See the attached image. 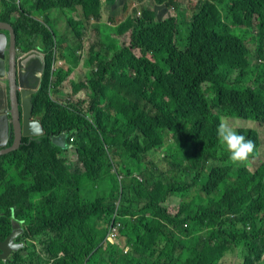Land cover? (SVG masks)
I'll use <instances>...</instances> for the list:
<instances>
[{
    "label": "trees",
    "instance_id": "obj_1",
    "mask_svg": "<svg viewBox=\"0 0 264 264\" xmlns=\"http://www.w3.org/2000/svg\"><path fill=\"white\" fill-rule=\"evenodd\" d=\"M194 1L154 0L174 9L163 16L129 0H0L17 48L45 57L31 98L44 132L0 155V241L17 220L23 242L0 264H264V132L234 128L255 144L242 164L217 136L221 117L264 123V0ZM86 23L98 39L82 62ZM68 79L80 99L53 96Z\"/></svg>",
    "mask_w": 264,
    "mask_h": 264
},
{
    "label": "water",
    "instance_id": "obj_2",
    "mask_svg": "<svg viewBox=\"0 0 264 264\" xmlns=\"http://www.w3.org/2000/svg\"><path fill=\"white\" fill-rule=\"evenodd\" d=\"M44 60L38 48L21 52L11 24L0 21V155L17 149L23 137L33 138L44 132L40 121L31 117V98L40 85ZM66 138L62 132L52 136L51 141L63 148ZM21 230L20 223L13 220L12 231L0 241L1 258L23 246V242L14 240Z\"/></svg>",
    "mask_w": 264,
    "mask_h": 264
},
{
    "label": "rangeland",
    "instance_id": "obj_3",
    "mask_svg": "<svg viewBox=\"0 0 264 264\" xmlns=\"http://www.w3.org/2000/svg\"><path fill=\"white\" fill-rule=\"evenodd\" d=\"M182 2L185 4V6H192L194 4V0H177V2ZM130 4H128V8L131 5V3L133 2V8L134 10L131 12V14H133L136 10H140L142 6H149L152 7L153 10L156 11V13L158 15H172L174 14V9L171 10V7L168 6H156L154 5V0H129ZM120 8H121V4L117 5L115 7V9L113 10V12L115 14H119L120 12ZM128 8L126 11H124L123 15H125L126 13H128ZM72 15L74 16V18H79L81 17V13H80V8L76 9ZM92 22V21H90ZM92 23H86V33H85V37H83V46H84V51H82L83 55H82V59L81 61L83 62V58H85L86 56V51L88 50L89 46H91L94 42L97 41V36H98V32L96 31V29L93 27V25H91ZM66 24L65 21L61 20L60 22H58V30L61 31L65 28ZM68 31H69V27H67ZM68 36H69V40L71 38L70 33L68 32ZM121 41H128V33L125 35H122L119 37ZM81 75V78H84V74L86 75L87 73L84 71V69L81 67V64H79V66L77 68H75V71H73L70 74V79L75 78L76 75ZM61 88V91L57 92L56 96L59 98V100H63L61 98H65L66 96H68L69 98H75V99H80L77 98L80 97L81 95H77L75 96L74 94H72L71 92V85L69 82V79L66 82H63L62 86L59 87ZM221 121H227L231 124V126H233L234 128L237 127H250V128H255L256 130L260 131V132H264V123H259L257 121H253V120H245V119H240V118H236V117H221ZM157 155H159L157 153ZM68 156L73 159V153L68 154ZM168 210L170 212H174L177 208V199L172 197L169 199V203H168Z\"/></svg>",
    "mask_w": 264,
    "mask_h": 264
},
{
    "label": "clouds",
    "instance_id": "obj_4",
    "mask_svg": "<svg viewBox=\"0 0 264 264\" xmlns=\"http://www.w3.org/2000/svg\"><path fill=\"white\" fill-rule=\"evenodd\" d=\"M217 136L220 142L226 146L229 159L233 163H246L253 155L255 144L244 135L239 134L227 121H221L217 128Z\"/></svg>",
    "mask_w": 264,
    "mask_h": 264
},
{
    "label": "built area",
    "instance_id": "obj_5",
    "mask_svg": "<svg viewBox=\"0 0 264 264\" xmlns=\"http://www.w3.org/2000/svg\"><path fill=\"white\" fill-rule=\"evenodd\" d=\"M137 15H139V11H137ZM56 64H60V61L57 60ZM54 66H55V63L52 65V67L54 68ZM68 140H69V142H72L73 137L70 136L68 138ZM116 216H117V214L114 212L113 216H112V219H111V221H110V223L108 225L106 239L109 240V241H112V240L116 239V237L118 236V233H119L120 226H121V223H120V221L118 220V218Z\"/></svg>",
    "mask_w": 264,
    "mask_h": 264
},
{
    "label": "crops",
    "instance_id": "obj_6",
    "mask_svg": "<svg viewBox=\"0 0 264 264\" xmlns=\"http://www.w3.org/2000/svg\"><path fill=\"white\" fill-rule=\"evenodd\" d=\"M77 9H79V8H77ZM55 15H57L56 12L52 14V17H55ZM50 22H51L52 24H57V23H58V18H57V21H53V20L51 19ZM59 91H61V89H58V90L53 94V96H54L55 98H58V97L56 96V94H57V92H59ZM65 98H69V97L66 96ZM61 99H63V98H61Z\"/></svg>",
    "mask_w": 264,
    "mask_h": 264
},
{
    "label": "flooded vegetation",
    "instance_id": "obj_7",
    "mask_svg": "<svg viewBox=\"0 0 264 264\" xmlns=\"http://www.w3.org/2000/svg\"><path fill=\"white\" fill-rule=\"evenodd\" d=\"M40 82H41V81H40ZM37 89H38V88H37ZM7 109H9V107H8ZM9 140L12 142V137H11L10 139H8V141H9ZM8 141H7V144H8ZM10 144H11V143H10ZM17 236H18V235H17ZM17 236H16V237H17Z\"/></svg>",
    "mask_w": 264,
    "mask_h": 264
}]
</instances>
